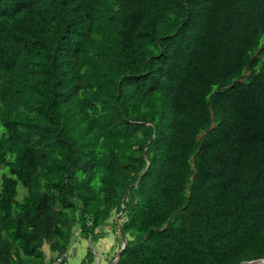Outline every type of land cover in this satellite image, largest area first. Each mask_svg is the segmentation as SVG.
<instances>
[{
    "label": "trees",
    "instance_id": "1",
    "mask_svg": "<svg viewBox=\"0 0 264 264\" xmlns=\"http://www.w3.org/2000/svg\"><path fill=\"white\" fill-rule=\"evenodd\" d=\"M263 44L264 0H0V264L115 218L116 264L264 260Z\"/></svg>",
    "mask_w": 264,
    "mask_h": 264
},
{
    "label": "rangeland",
    "instance_id": "2",
    "mask_svg": "<svg viewBox=\"0 0 264 264\" xmlns=\"http://www.w3.org/2000/svg\"><path fill=\"white\" fill-rule=\"evenodd\" d=\"M6 173L4 168L0 169V186L2 176ZM24 196L25 190L20 187L18 199L22 200ZM117 219L118 218H115V220L109 221L98 230V232L103 235L102 239L98 242H93V238H89L88 240L83 238L80 232L77 231L68 251L67 264H83L86 262L85 259L89 251H92L94 254L93 264H109L110 261L113 263L122 247V240L115 226ZM113 264H115V262Z\"/></svg>",
    "mask_w": 264,
    "mask_h": 264
},
{
    "label": "water",
    "instance_id": "3",
    "mask_svg": "<svg viewBox=\"0 0 264 264\" xmlns=\"http://www.w3.org/2000/svg\"><path fill=\"white\" fill-rule=\"evenodd\" d=\"M119 235H120L121 240H122V247H121V250L119 251V253L117 254V256L114 259L115 264L119 261V259L121 258L123 252L126 250V248L128 246V240H127L126 236L123 235V232L121 230H119ZM113 263H112V261L109 262V264H113ZM256 263L264 264V260H261V261H258V262H252L250 264H256ZM243 264H247V263H243Z\"/></svg>",
    "mask_w": 264,
    "mask_h": 264
},
{
    "label": "built area",
    "instance_id": "4",
    "mask_svg": "<svg viewBox=\"0 0 264 264\" xmlns=\"http://www.w3.org/2000/svg\"><path fill=\"white\" fill-rule=\"evenodd\" d=\"M68 259V255L64 254L61 257L55 258L51 264H63Z\"/></svg>",
    "mask_w": 264,
    "mask_h": 264
},
{
    "label": "clouds",
    "instance_id": "5",
    "mask_svg": "<svg viewBox=\"0 0 264 264\" xmlns=\"http://www.w3.org/2000/svg\"><path fill=\"white\" fill-rule=\"evenodd\" d=\"M262 48H264V44H263V46H262ZM245 75H249V77L252 75V71L250 70V69H247L246 71H245V73H244ZM226 89H229L228 87L226 88ZM261 261V260H260ZM256 262H258V261H256ZM252 263V262H251ZM247 264H250V263H247Z\"/></svg>",
    "mask_w": 264,
    "mask_h": 264
},
{
    "label": "bare ground",
    "instance_id": "6",
    "mask_svg": "<svg viewBox=\"0 0 264 264\" xmlns=\"http://www.w3.org/2000/svg\"><path fill=\"white\" fill-rule=\"evenodd\" d=\"M256 264H259V263H256Z\"/></svg>",
    "mask_w": 264,
    "mask_h": 264
},
{
    "label": "crops",
    "instance_id": "7",
    "mask_svg": "<svg viewBox=\"0 0 264 264\" xmlns=\"http://www.w3.org/2000/svg\"><path fill=\"white\" fill-rule=\"evenodd\" d=\"M52 259V258H51Z\"/></svg>",
    "mask_w": 264,
    "mask_h": 264
}]
</instances>
